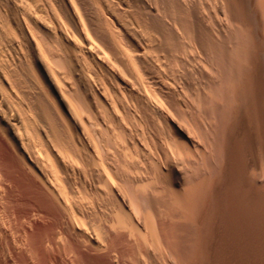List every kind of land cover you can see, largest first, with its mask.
<instances>
[{
  "label": "bare ground",
  "instance_id": "obj_1",
  "mask_svg": "<svg viewBox=\"0 0 264 264\" xmlns=\"http://www.w3.org/2000/svg\"><path fill=\"white\" fill-rule=\"evenodd\" d=\"M173 43H183L179 47L185 46L184 51L189 48L192 55L188 61L196 63L195 71L190 67L193 64H183L187 89L180 74L186 59L179 54L180 70L169 69L170 65L171 75L166 76L163 69L167 68L160 63L163 59L158 58L168 45L170 51ZM157 60H161L158 65ZM191 71L193 76H189ZM195 75L198 87L193 89L189 84L195 82L191 81ZM190 87L189 97L192 89L200 92L202 98L197 94V99H202V104L181 98L188 95ZM206 101L211 105L232 101L235 106L229 115L225 111L228 117L221 116L223 113L216 110L221 108L220 102L210 106ZM189 105L201 113L205 108V115L209 114L208 126L203 124L207 139H202V145L194 135L201 131L197 123L202 121L190 126L196 115L185 112L183 107L187 111ZM196 105L205 107L199 110ZM251 118L257 135L249 137L247 132L253 133L254 126L247 129L246 121ZM234 136L250 150L248 157L253 162L259 160L264 165V0H0V264L154 263L152 252L142 246L147 235L155 236L161 249L172 250L171 216L175 214V221L180 208L190 212L186 218L197 220L198 208L192 205L198 199L189 191L198 190L194 191V179L201 178L205 169L202 172L199 165L206 167L214 156V161L221 158L225 163L231 159L232 146L239 145L232 144ZM205 143L212 146V152ZM185 148H193L191 152L199 149L204 155L194 159L200 154H183ZM219 178L214 180L220 181L218 184ZM219 192L216 196L224 199L225 194L220 196ZM166 194L173 196L171 206L175 203L166 209L167 213L172 211L167 225L160 216L166 208ZM191 195L195 197L192 204ZM204 219L207 223L210 218ZM193 224H188V233L186 227L181 239L190 237ZM167 228L170 237L166 236ZM191 235L194 238L195 233ZM211 236H205L209 243ZM189 248L185 255H180V249L177 259L195 252L193 246Z\"/></svg>",
  "mask_w": 264,
  "mask_h": 264
},
{
  "label": "rangeland",
  "instance_id": "obj_2",
  "mask_svg": "<svg viewBox=\"0 0 264 264\" xmlns=\"http://www.w3.org/2000/svg\"><path fill=\"white\" fill-rule=\"evenodd\" d=\"M183 43H181L180 45L179 44H176V43H173V45H171V50L173 49H175V51H173V52H171V50L169 51V46L170 45H168L167 47H165L166 48V50H165V48H164V51H165V53H163L162 52V54H158L157 52H154L155 54H158V58L160 59L161 58V60L163 59V61L162 62H160L161 64H162V67H163V64H164V67H166L167 68V70L164 68L163 69V71H164V74L166 75V76H169V75H171L170 73H171V70H169V69H172V66H173V69L176 71V69H178V70H180V65L178 64V63H180L179 61H177V58H178V55L180 54V56L181 57H183V59H186L183 63H182V69H183V64H185V63H187L188 64V62L190 63V64H185V66H190L191 64H193V60L191 59V60H189L188 61V58H190V56L189 55H192L191 54V52L188 50L189 48H187L186 47V51H184L185 50V46L184 47H179V46H181ZM176 45V46H175ZM184 45H186V44H184ZM172 46L174 47V48H172ZM177 48V49H176ZM171 52V53H169V52ZM189 51V52H188ZM167 52V53H166ZM177 52V53H176ZM170 54V55H169ZM187 55V58L185 57L186 55ZM166 57H164V56ZM173 55V56H172ZM174 55H176V56H174ZM172 56V57H171ZM155 57V56H154ZM162 57H164L165 58V61H164V58H162ZM170 57V58H169ZM175 57V58H174ZM168 58H169V61H167V62H169V63H167L166 62V59L168 60ZM174 59H175V62H174ZM161 60H157V65H158V62L159 61H161ZM192 63H191V62ZM164 62V63H163ZM173 62V64H171ZM178 62V63H177ZM167 63V64H166ZM176 63V64H175ZM178 64V65H177ZM166 65H168V66H166ZM170 65H171V67H170ZM195 65H196V63L195 64H193L192 66H190V67H192V68H194L193 70L195 71ZM176 68H175V67ZM184 66V67H185ZM170 67V68H169ZM169 68V69H168ZM188 69H189V67H187ZM192 68L191 69H189V70H192ZM185 69V68H184ZM184 69H183V71H181V76H182V79H183V74L186 72V71H184ZM174 70H172V71H174ZM192 70V71H193ZM191 71V72H192ZM193 71V72H194ZM167 72H169V73H167ZM183 72V73H182ZM193 72L192 73H190V75L189 76H193ZM176 73V72H175ZM169 74V75H168ZM179 74V75H180ZM185 76V75H184ZM171 77V76H170ZM170 77H168V79L170 78ZM196 77V75L194 76V78L193 77H191L192 79H191V81L193 80H195V79H197V78H195ZM188 79V78H187ZM179 80H181V77H180V79ZM187 81V80H186ZM190 81V83H192ZM181 82V81H180ZM183 84H184V82H185V80L183 79ZM181 82V83H182ZM197 82V80H195V82H193L192 84H189V86L190 85H192L193 86V89H194V87H198V85L197 84H195ZM180 83V85H182L181 87H183V84H181ZM185 85H187L186 84V82H185V84H184V86ZM187 87H188V85L186 86V89H187ZM192 87H190L189 88V91H186V93H188V92H190V89H191ZM182 89H185V87H183ZM192 89V93L193 94H196V92H198V91H194ZM184 90L183 91H181V92H185ZM182 94V93H181ZM191 95L190 97H189V93H188V95L187 94H183V95H181L182 97V99H184V97H186L185 99H187V100H199V101H197L198 102V104H202V102H203V100L201 99L200 100V98H202V94L199 92V93H197V94H199L200 95V98H198L197 99V94L196 95ZM184 96V97H183ZM199 97V96H198ZM213 97H215V96H213ZM213 97H211V98H213ZM193 98H196V99H193ZM214 100L216 99V98H213ZM220 102V105H218L219 107H221V108H217L216 110H218V113L220 114V113H223V114H221V116L222 115H224V116H227L228 117V115H229V112L231 111V107H234L235 106V103L233 102L232 103V101L228 104L227 103V105H224V102L223 101H218V103ZM206 103H208V104H206ZM206 105H209L210 104V106H212V105H214V106H216L218 103H216L215 104V102H214V104H212L211 105V101H210V103L209 102H207L206 101ZM213 103V102H212ZM223 103V104H222ZM223 105V106H222ZM232 105V106H231ZM202 106V108H203V106L204 105H196V107H199L198 109L200 110V107ZM205 107V106H204ZM186 108L187 107H183V109L185 110V112H188L187 114H189V113H192V111L194 112V113H192L193 114V116H195L194 118L191 116V118L190 119H192V122H191V120L189 121L190 123V126L191 127H194V125H193V123H195V126H196V121L197 122H201V124H198L197 123V126L199 125L200 126V130L201 131H195L196 133L194 134L195 135V138H196V140L198 141V142H200L201 143V145L203 144V140L202 139H204V142L206 141L205 139H207V138H205L207 135L204 133V132H206L203 128L205 127V125H207V124H209V114L206 116L205 114H207L205 111H206V109L204 108V109H202L201 111H202V113L200 112V111H198L197 109L194 111V110H191L192 108H191V106L189 105L188 106V109H187V111H186ZM190 108V109H189ZM223 108H225L224 110H223ZM220 109L222 110V112H220ZM205 110V111H204ZM215 110V109H214ZM196 111H198L197 113H196ZM225 111H227V113H228V115L225 113ZM215 112V111H214ZM192 114H190V115H192ZM216 114H217V112H216ZM198 120H197V119ZM248 118V117H247ZM196 119V120H195ZM206 119V121H204ZM208 119V120H207ZM222 119V118H221ZM193 120L195 121V122H193ZM253 119L251 118V120L249 121H246L247 123H248V125H249V127L247 128V129H249L250 128V126H254L253 124H254V122L252 121ZM252 121V122H251ZM207 122V123H206ZM217 122V121H216ZM251 123H252V125H251ZM203 124H204V127H203ZM208 126V125H207ZM255 128V129H254ZM254 128H252L251 130H253V133L251 132L250 133V131H248L247 133H248V136L250 137H252V135L251 134H254V136L255 135H257L256 134V130H257V128L254 126ZM235 131V130H234ZM200 132L202 133V134H204L203 136H202V134H200ZM197 134V135H196ZM250 134V135H249ZM203 137H201V136ZM206 135V136H205ZM240 138H237V136H234L233 137V142H232V144L233 145H236L237 143H239V147L237 146H232V150H233V152L230 150V157L229 158H231V159H229V160H227V162L225 163L224 161L222 162V159L220 158V160H221V163H224V165L222 164V165H220V166H222V167H220L218 164H221L220 163V160H218V158H219V152H218V148H217V152L215 153L216 154V159L218 160V161H214V158H215V156L212 158V156H211V160H209V162H208V167L210 166V169L207 167V165H206V167L208 168H206L205 167V165L204 164H202L201 165V163H200V165H199V167H200V169H201V171H202V169L203 168H205L204 169V174H202L201 175V178L200 177H197V178H195L194 179V182H196L195 184H194V186L196 185V187L194 188V191H195V189L197 188L198 190H199V192H198V190L197 191H195V192H193V190H192V192L191 191H189V193H193L194 194V196H196V198L195 197H193L192 195V199H191V204H192V202H193V200H194V198L195 199H198L199 200V202H197L198 200H195L194 201V203L196 204V205H198L199 203L200 204H202L203 202H204V204H202V205H200V206H202V207H200L199 205V207L198 206H196V205H194V203H193V207H197L198 209H200V210H202V212H201V214H199V212H200V210L198 211V209H195L196 210V214H195V216H200V218L198 219L197 217H196V221H193V220H191V219H194L193 217H192V215H191V217L192 218H190V217H187L186 218V216H189L190 215V212H186V209L185 210H183V209H180L179 208V210H180V212L177 214L178 215V217H177V215H176V218H175V221H174V215H173V217L171 216L172 215V211H170V213L168 212H166V209L168 208H171V207H173L174 205H175V203L171 206V203L173 202V196L172 195H170V196H168L167 194L165 195V196H163V200L165 201V203H164V201H163V203H164V205H165V209H164V207H163V209H162V212L164 211V213H160V216H161V218H162V220H164V222H165V224H166V222L168 221L169 222V220L167 219V218H169L170 216H171V218H170V220L173 218V220H171L170 222H169V224L168 225H172L171 226V232L173 233H171V235H173L172 237H171V240H172V238L174 239H177L178 240V243H179V241H181L180 243H182L183 244V242L182 241H184L185 242V244H184V246L185 247H183V245L181 244L180 245V243L178 244L177 242H174V241H177V240H172L173 241V244H177V245H175V246H179V247H175V246H172L173 244L171 243L172 241L170 240L169 241V244H171V245H169V246H171V247H173V248H175V251H174V249L173 248H171L172 250L170 251V252H168V251H165L166 249H164V247H162V249H161V246H160V242L158 241V240H156V237L155 236H153V235H150L151 236V238H150V236L149 235H147V237H146V235H145V237H146V241H144L145 243H143L142 244V246L145 248V249H147V250H149V252H152L151 253V255H152V258L154 257V259H153V262L155 263V264H159V262H160V264L161 263H163V264H166L167 262V264H188L189 262H192V260L194 261V262H192V263H189V264H204L205 262H207L208 264H211V263H215V264H220V263H224V262H226V263H224V264H230V263H232V264H240V262H241V264H242V262L245 264L246 263V261H247V263L246 264H260L261 262V264H264V242L262 241V240H264V165H262V164H260L259 162V160H257L258 161V163L257 162H253L252 160H251V158L250 157H248V154H250L249 152H250V150H249V152H248V150H246L245 149V145L243 144V142H240V141H238ZM242 139H244V137L242 138ZM249 139H251V138H249ZM249 139H248V142L250 143V141H249ZM201 140H202V142H201ZM237 142H236V141ZM245 141V140H244ZM236 143V144H235ZM240 143H241V145H240ZM248 143V144H249ZM206 144V143H205ZM243 144V145H242ZM218 145V144H217ZM251 145V144H250ZM206 146H207V148L206 149H208V150H210L211 149V152H212V146L211 145H208V144H206ZM210 146V147H209ZM234 147H236V149L237 150H241L240 152H238V154L239 155H236L237 153H236V149H233ZM239 148V149H238ZM241 148V149H240ZM186 149V148H185ZM185 149H184V152H185ZM193 148H191L190 150H192ZM187 150V152H183V154H188V155H191V157H193L194 155H196V154H200V155H197V156H194L193 158L194 159H197V160H199V158H200V156L202 157L203 155H204V153H202V152H199L200 150L198 149V150H196V151H193V152H191L190 150H188V149H186ZM247 151V152H246ZM191 152V153H190ZM243 152V153H242ZM236 153V154H235ZM246 153V154H245ZM242 154V155H241ZM188 155H185V156H187L188 158H191L190 156H188ZM236 155V156H235ZM247 155V156H246ZM252 155H254V153H252ZM208 155L206 154V156L205 157H207ZM235 156V157H234ZM238 156L240 157L239 158V160H238V162L241 164V166H240V164H239V166H237L238 164H237V162H236V160L238 159ZM242 156V157H241ZM243 156H244V158H243ZM255 156H256V153H255ZM254 156V157H255ZM186 157V158H187ZM245 157H246V159H245ZM256 157H258L259 158V156L257 155ZM255 157V158H256ZM185 158V157H184ZM210 158V157H209ZM236 158V159H235ZM243 158V159H242ZM249 158V159H248ZM254 158V159H255ZM258 158H256V159H258ZM244 160H246L245 162H244ZM213 162V163H215V166H214V164L213 163H211V162ZM248 161H250L249 163H248ZM234 162V163H233ZM236 162V163H235ZM217 163V164H216ZM243 163V164H242ZM231 164H233V165H231ZM216 165L219 167V168H216ZM231 165V166H230ZM234 165H236L235 167H239V169L237 170V168H235V167H232V166H234ZM246 165H247V167H246ZM254 167H253V166ZM261 165H262V167L263 168H261ZM212 166H214L213 168H212ZM226 168H225V167ZM256 166V167H255ZM253 167V168H252ZM215 168V169H214ZM223 168V169H222ZM233 170H232V169ZM242 168H245V170H246V168H247V172H245L244 171V169H243V171H242ZM251 168V169H250ZM207 169V170H206ZM255 169V170H254ZM209 170V174H207L206 172ZM219 171V172H215V171ZM236 170H237V172H236ZM233 171H235V172H233ZM241 171V173H239ZM252 171V172H251ZM231 172H232V174H231ZM242 172H244V173H246V175H244V174H242ZM250 172V173H249ZM220 173H224V175H222V176H220L219 174ZM228 173V174H227ZM248 173V174H247ZM255 173V175L253 176V174ZM262 173V174H261ZM215 174H216V176H215ZM244 176H242V175ZM234 175V176H233ZM236 175H237V177H236ZM249 175V176H248ZM215 176V177H214ZM224 176V177H223ZM230 176H231V178H230ZM247 176H248V178H247ZM219 177H221V183H219V184H221V185H219L217 182H220V181H214L216 178L218 179V180H220V178ZM226 177V178H225ZM255 179H254V178ZM205 178V179H204ZM208 178V179H207ZM230 178V179H229ZM251 178V179H250ZM254 180H253V179ZM207 179V180H206ZM213 179V180H212ZM237 179V180H236ZM247 180V182H250L251 180H253V181H251L250 183H247L246 182V180ZM196 180V181H195ZM201 180V181H200ZM210 180V181H209ZM235 182H234V181ZM249 180V181H248ZM255 180L258 182V184L259 183H261L262 185L260 186V184H259V186L257 185V182L255 183ZM206 181H209V182H206ZM211 181H213V182H215L214 184H216V185H214L213 183H211ZM226 181H228V182H226ZM231 181H233V183H231ZM261 181V182H260ZM198 182V183H197ZM223 182V183H222ZM226 182V183H225ZM239 182H240V184H239ZM203 183H205V187H204V184ZM210 183L212 184V185H210ZM227 183H228V185H229V187H230V185L232 186V188L230 187V189H228L229 187H228V185H227ZM237 183V184H236ZM202 184H203V187H204V189H202L203 187H202ZM226 184V185H225ZM248 186H247V185ZM256 184V185H255ZM207 185V186H206ZM214 185V186H213ZM220 187H219V186ZM223 185H225V186H223ZM198 186V187H197ZM201 186V187H200ZM209 186H211V187H213L215 190H216V187H219V189L217 188V190L216 191H214V189L212 188H210ZM235 186V187H234ZM250 186H251V188H250ZM258 186V187H257ZM206 187H207V189H208V192H210V193H208L207 192V189H206ZM221 187H223V188H221ZM227 189H226V188ZM234 187V188H233ZM254 187V188H253ZM257 187V188H256ZM210 188V189H209ZM238 188V189H237ZM240 188H242V189H240ZM245 188V189H244ZM200 189L202 190V191H200ZM233 189V190H232ZM236 191H235V190ZM168 190V189H167ZM167 190H166V193H167ZM203 190H204V192H203ZM209 190H211V191H209ZM218 190H220V191H222V192H219ZM224 190V191H223ZM239 190V191H238ZM241 190V191H240ZM243 190V191H242ZM254 190V191H253ZM214 191V192H213ZM228 193H226V192ZM231 191V192H230ZM198 192V193H197ZM202 192V193H201ZM206 192V194H207V196H206V194L204 195V193ZM218 192L219 193H221V195L220 196H223L224 194V199L222 198V197H218L219 196V194H218ZM235 192V193H234ZM215 194V196L213 195V194ZM216 193H217V195L218 196H216ZM231 193H234V194H231ZM260 193V194H259ZM163 194V193H162ZM244 194V195H243ZM190 195V194H189ZM199 195V196H198ZM202 195L203 196H205V197H203V198H201L202 197ZM241 195V197H239ZM166 196H167V198L169 199V201H166V200H168V199H166ZM242 196H244V198L242 197ZM258 196V197H257ZM158 196H156V198H157ZM160 197V196H159ZM170 197V198H169ZM199 197V198H198ZM215 197H217L215 200H214V198ZM230 197V198H229ZM160 198H162V197H160ZM206 200H205V199ZM210 198H211V200H210ZM213 198V199H212ZM220 198H222V200L224 201H222ZM228 200H227V199ZM243 198V199H242ZM172 200V202H170L171 200ZM202 199H204V200H202ZM209 199V200H208ZM249 199V200H248ZM158 200V199H157ZM162 200V199H161ZM160 200V201H161ZM203 202H202V201ZM207 200H208V202H209V205H208V202H207ZM217 200H220V201H217ZM231 200H232V202H234V203H232L231 202ZM236 200V201H235ZM251 200V201H250ZM160 201H158V203L160 202ZM211 201H213V202H211ZM217 201V202H216ZM162 202V201H161ZM169 202V204H167ZM212 203V205H211V203ZM217 203L216 205L217 206H215V203ZM246 202H248V203H246ZM253 202V203H252ZM214 203V204H213ZM230 203H232L231 205H230ZM160 204V203H159ZM162 204V203H161ZM206 204V206H204ZM220 204V205H219ZM224 204V205H223ZM228 204V205H227ZM170 205V206H169ZM215 207H214V206ZM233 205H235V207L233 206ZM237 205H239V206H237ZM210 206V207H209ZM218 206H220V208L218 209H216V207H218ZM223 206V207H222ZM243 206V207H242ZM192 207V208H193ZM206 207V208H205ZM208 207L210 208L209 210H208ZM212 207H213V209H212ZM228 207H230V208H228ZM234 207V208H233ZM231 208H232V210H231ZM248 208V209H247ZM168 209H167V211H168ZM193 209V212H195V210ZM216 209V210H215ZM237 209V210H236ZM207 210H208V212H207ZM228 210H231L230 211V213H229V211ZM206 211V212H205ZM167 214H166V213ZM186 212V213H185ZM197 212H198V214H197ZM205 212V213H204ZM213 212H216L217 214H214ZM222 212V213H221ZM235 212V213H234ZM241 212V213H240ZM188 213V214H187ZM239 213V214H238ZM259 213V214H258ZM261 213V214H260ZM163 214H164V216H165V218H164V216H163ZM166 214V215H165ZM180 214V215H179ZM185 214H186V216H185ZM227 214V215H226ZM241 214H242V216H241ZM182 215V216H181ZM215 215H216V217H215ZM230 215H233V216H230ZM244 215H246L245 217H244ZM263 215V216H262ZM185 216V217H184ZM214 216V217H213ZM236 216V217H235ZM248 216V217H247ZM257 216V217H256ZM261 216H262V218H261ZM181 217H182V219L184 220V218H186V220H184L183 222L181 221L180 222V220H182L181 219ZM230 217V218H229ZM233 217V218H232ZM238 217V218H237ZM243 217V218H242ZM160 218V219H161ZM204 218H207V219H209L208 220V222L206 223V222H204V221H207L206 219H204ZM235 218V219H234ZM248 218H249V220H248ZM256 218V219H255ZM260 218V221L258 220V222H256V220L257 219H259ZM204 219V221H202V220ZM212 219V220H211ZM219 219V220H218ZM263 219V220H262ZM211 220V221H210ZM226 220H228V222L226 221ZM233 220V221H232ZM235 220V221H234ZM178 222L182 227H184L183 228V230H182V228L180 227V225L179 224H177V225H175L176 223H174V222ZM200 221H201V224H200V226H201V228H200V226H199V223H200ZM212 221H213V224H212ZM216 221V222H215ZM230 221V222H229ZM242 222V223H240V222ZM167 222V223H168ZM188 222H190L191 224H193V223H196V222H198V223H196L197 225L196 226H194V224L192 225V228H194V229H192V228H190V229H192L193 231H189V232H191L192 234H193V232L195 233V236H194V238L192 237L193 235H191V233H189L190 234V237H189V235H187V238L189 237V239L191 240V242L189 241V239H187L186 238V236L184 237V239H181V237H182V232L184 231V234L186 233V231H187V233H188V227H190L191 225H190V223H188L189 224V226H188V224L187 223ZM203 222V223H202ZM211 222V223H210ZM215 222V223H214ZM234 222H236V223H234ZM238 222H239V224H238ZM174 223V224H173ZM182 223V224H181ZM186 223V225L184 226V224ZM208 223H210V224H208ZM228 223L230 224L229 226H228ZM247 223V224H246ZM206 224V225H205ZM216 226H215V225ZM218 224V225H217ZM233 224H235V225H233ZM239 226H238V225ZM240 224H241V226H240ZM167 225V224H166ZM174 225H175V228H174ZM207 226V225H209L208 227H209V231H208V227H205V226ZM210 225H211V227H210ZM248 225V226H247ZM261 225V226H260ZM176 226H177V228H178V230H182L180 233L179 232H176V231H178L177 230V228H176ZM188 226V227H187ZM213 226V227H212ZM251 226V227H250ZM253 226V227H252ZM172 227H173V229H172ZM186 227H187V230L185 231V229H186ZM215 227V228H214ZM255 227V228H254ZM256 227H258V228H256ZM260 227V228H259ZM169 228V227H168ZM168 228H167V230H166V234H168V235H166V236H168V237H170L171 235H170V231L168 230ZM198 230V229H200V231H199V233H198V231L197 232H195L196 231V229ZM204 228H206V229H204ZM212 228H213V230H212ZM251 228V229H250ZM202 229L204 230V232L205 233H209L210 231H211V233H209V234H205L203 231H202ZM263 229V230H262ZM195 230V231H194ZM206 230V231H205ZM242 230V231H241ZM251 230V231H250ZM208 231V232H207ZM234 231H236V232H234ZM238 231V232H237ZM250 233H249V232ZM169 232V233H168ZM174 232H176L175 234H174ZM203 232V233H202ZM214 232H216V233H214ZM255 232H257V234L255 233ZM258 232H260V233H258ZM263 232V233H262ZM200 233L201 234H203V236H201L200 235ZM249 233V234H248ZM216 234V235H215ZM232 234H234V235H232ZM237 234H239V235H237ZM243 236V237H241V235ZM247 234V235H246ZM178 235V237L180 238H176V236ZM186 235V234H185ZM207 235H212L210 238H212L211 239V241H210V243L207 241V240H205L206 239V237L205 236H207ZM235 235L237 236V237H235ZM249 235H250V238H249ZM253 235V236H252ZM181 236V237H180ZM245 236H247V237H245ZM259 236V237H258ZM260 236H262L263 238H261ZM167 237V238H168ZM192 237V238H191ZM196 237L198 238V239H196ZM201 237H204V238H202L201 239ZM224 237V238H223ZM149 238V240L151 239V242H149V240H147ZM187 239V241H185L186 239ZM238 238V239H237ZM243 238H244V240H243ZM256 238H258V239H256ZM153 239V240H152ZM170 238H168V240H169ZM193 239V240H192ZM242 239V240H241ZM247 239H249V241L247 240ZM155 240V241H154ZM196 242H195V241ZM201 241V244H199V245H202V244H204L205 246H199L198 245V241ZM226 240V241H225ZM235 240H236V242H235ZM157 241V242H156ZM204 241V242H203ZM205 241H206V243H205ZM229 241V242H228ZM246 241V242H245ZM259 241H261V243L259 242ZM188 242V243H187ZM194 242V243H193ZM245 242V243H244ZM263 242V243H262ZM153 243H156V244H154V246H153ZM190 243V244H189ZM200 243V242H199ZM211 244V247H209L208 245L206 246V244ZM224 243H226V244H224ZM259 243H260V245H259ZM186 244H188V246H187V248H189V246L190 245H192L193 246V248H192V246H190V248H189V250H191V248H192V250L193 251H199L201 248L203 249H201V251L200 252H196V254H195V252H191V254H189L188 255V252L190 253V251H188V250H186L187 248H186ZM195 244V245H194ZM197 244V245H196ZM244 246H243V245ZM246 244V245H245ZM248 244V245H247ZM256 244V245H255ZM262 244V245H261ZM147 245V246H146ZM151 245V246H150ZM252 245V246H251ZM259 245V246H258ZM194 246H198L199 248H195ZM248 248H247V247ZM151 247V248H150ZM182 247L183 248H185L184 249V253H185V251H188V252H186L187 253V256H185V257H183V260L182 259H180V257L181 256H179V259H177L178 258V255H176L177 254V252L178 251H180V249H181V252H180V255H185L182 251ZM233 247V248H232ZM236 247H238V248H241L240 250L238 249V248H236ZM244 247V248H243ZM252 247H254V249L252 248ZM155 248H157L156 250H158V248H160L158 251H156L155 250ZM179 248V249H178ZM232 248V249H231ZM260 249L259 251H255V253H254V250L255 249ZM261 248H263L262 250H261ZM176 249H177V251H176ZM208 249V251H206ZM228 249V250H227ZM253 250V252L252 251H250V250ZM257 249V250H258ZM165 251L164 253L162 252V251ZM212 250H214V251H212ZM227 250V251H226ZM231 250V251H230ZM249 250V251H248ZM155 251H156V253H155ZM203 251H206L205 253L203 252ZM209 251H210V253H209ZM220 251H222V252H220ZM235 251H237V252H235ZM244 251H246L245 252V256L244 255H242V253L244 252ZM248 251V252H247ZM263 251V252H262ZM163 253V255H162V253ZM217 252V253H216ZM231 252H235V254L234 253H231ZM161 255H160V254ZM173 255H172V254ZM183 253V254H182ZM201 253H203V254H201ZM212 253V254H211ZM252 253V254H251ZM261 253H263L262 255H260ZM155 254V255H154ZM175 254V255H174ZM193 254H195V255H193ZM207 254H209V255H207ZM238 256H240V257H238ZM239 254H241V255H239ZM244 254V253H243ZM247 254H248V257H247ZM139 256H143L142 254L140 255V254H138ZM154 255V256H153ZM160 255V256H159ZM168 255V256H167ZM169 255H171V259H172V262H170L171 261V259H169L170 258V256ZM218 255H220V256H218ZM227 255V256H226ZM249 255H251V257L249 258ZM204 256V257H203ZM207 256H212V257H207ZM216 256V257H215ZM218 256V257H217ZM256 256V257H255ZM156 257H157V259H156ZM162 257V259H159V258H161ZM167 257H169V258H167ZM197 258L198 259V261H197V259H196V261H195V258ZM220 257V258H219ZM231 259H230V258ZM233 257V258H232ZM238 257V258H237ZM244 257V258H243ZM246 257V258H245ZM254 257V259H252ZM262 257V258H261ZM163 258H165V259H163ZM189 258V259H188ZM199 258H200V261H199ZM202 258V259H201ZM208 258H209V260L210 261H207L208 260ZM259 258V259H258ZM168 259H169V261H168ZM175 259V260H174ZM187 259V260H189V261H185V260ZM204 259H207L206 261L204 260ZM212 259V260H211ZM218 259H222L221 261L220 260H218ZM234 259V260H233ZM242 259V260H241ZM246 260V261H244V260ZM257 259V261H254V260H256ZM155 260H157V261H155ZM165 260V261H164ZM180 260H182V261H180ZM201 260L203 261V262H201ZM218 261V262H212V261ZM230 260V261H229ZM239 260V261H238ZM263 260V261H262ZM149 261H151L150 259H149ZM164 261V262H163ZM167 261V262H166ZM174 261V262H173ZM180 261V262H179ZM261 261V262H260ZM148 262V261H147ZM184 262H186V263H184ZM196 262V263H195ZM210 262V263H209ZM220 262V263H219ZM228 262V263H227ZM149 263V262H148ZM154 263H152V264H154ZM151 264V263H150ZM206 264V263H205Z\"/></svg>",
  "mask_w": 264,
  "mask_h": 264
}]
</instances>
